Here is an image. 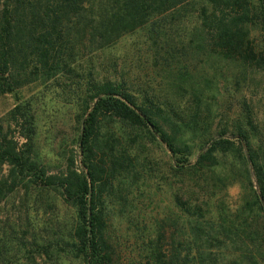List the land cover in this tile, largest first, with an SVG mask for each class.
<instances>
[{
  "label": "trees",
  "instance_id": "obj_1",
  "mask_svg": "<svg viewBox=\"0 0 264 264\" xmlns=\"http://www.w3.org/2000/svg\"><path fill=\"white\" fill-rule=\"evenodd\" d=\"M0 6V94L15 101L6 127L0 123V196L23 192L42 200L58 193L73 212L65 228L28 233L0 225V264H121L126 244L130 264H264V159L254 147L250 105L243 102L229 119L231 129L220 126L203 139L215 117L200 89L192 92L193 108L180 110L132 90L124 73L116 75V60L113 77L76 63L82 43L76 33L91 28L110 42L154 16L171 24L195 13L187 39L194 52L218 57L243 76L264 71V0H2ZM44 79L65 90L78 132L72 148L54 159L41 154L37 116L22 97L26 86ZM143 144L168 153L161 168L175 179L161 178L173 187L177 211L162 221L144 215L139 221L126 209L128 187L158 176L157 165L134 152ZM224 180L242 191L234 215L213 201ZM115 215L126 220L120 235Z\"/></svg>",
  "mask_w": 264,
  "mask_h": 264
},
{
  "label": "rangeland",
  "instance_id": "obj_2",
  "mask_svg": "<svg viewBox=\"0 0 264 264\" xmlns=\"http://www.w3.org/2000/svg\"><path fill=\"white\" fill-rule=\"evenodd\" d=\"M195 17L193 13L181 22L166 24L162 16H154L143 28L124 33L110 42L98 37L100 35L95 34L91 28L81 35L76 33L78 38L82 37V43L76 49V63L83 68H92L94 65L100 77H113L115 74L110 67L113 60H116V75L124 73L132 90L168 99L180 110L193 108L192 92L200 89L215 117L209 134L203 139L215 137L220 126L231 129L229 119L242 111L243 102H246L250 105L253 122L258 130L254 136V147L260 149L258 153L264 159V144L263 151L258 147V140L264 142V71H250L247 76H243L218 57L202 56L194 52L187 44V39L188 32L195 25ZM86 19H91V16L87 15ZM163 23L165 27H162ZM252 39L260 48L261 38L257 31L253 32ZM64 91L63 87L55 89L48 79L30 84L22 90L23 99L32 104L37 116L38 148L49 159L61 154L68 145V149H71L78 134L74 107L66 100ZM14 104L12 96L0 94V123L4 127L5 116ZM203 139H198L197 143ZM134 149L136 155L147 156L157 165L158 176L151 181L139 180L137 184L128 187L125 191L128 196L127 211L134 219L139 216V221H142L143 215L147 220L151 218L153 221H162L166 216L176 214L172 205L173 187H165L161 182L162 177H167L169 183L175 182L170 173L161 168L169 162L168 153L158 144L135 145ZM229 160H222L225 165L222 164L223 173L226 172ZM4 169L3 173L6 171ZM241 196L238 184L232 185L230 180H224L216 190L213 201L220 211L234 215L242 201ZM118 207L115 205V208ZM72 219V209L63 204L58 193L44 196L42 200L23 192L0 196V225L8 222L21 232L31 233L32 228L42 232L56 225L65 228L71 224ZM112 221H116V234L126 231L127 225L123 223L125 219L115 215ZM25 238L29 240V235H25ZM129 248L128 244L122 246L121 264H130L133 260Z\"/></svg>",
  "mask_w": 264,
  "mask_h": 264
},
{
  "label": "water",
  "instance_id": "obj_3",
  "mask_svg": "<svg viewBox=\"0 0 264 264\" xmlns=\"http://www.w3.org/2000/svg\"><path fill=\"white\" fill-rule=\"evenodd\" d=\"M82 136V135H81Z\"/></svg>",
  "mask_w": 264,
  "mask_h": 264
}]
</instances>
